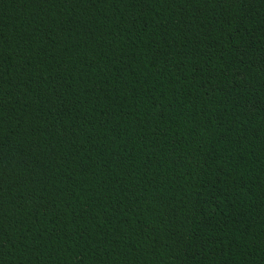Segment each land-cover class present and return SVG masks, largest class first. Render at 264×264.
<instances>
[{
    "label": "trees",
    "instance_id": "trees-1",
    "mask_svg": "<svg viewBox=\"0 0 264 264\" xmlns=\"http://www.w3.org/2000/svg\"><path fill=\"white\" fill-rule=\"evenodd\" d=\"M0 264H264V0H0Z\"/></svg>",
    "mask_w": 264,
    "mask_h": 264
}]
</instances>
